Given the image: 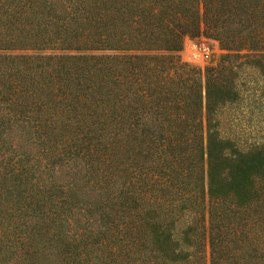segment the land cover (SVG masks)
Masks as SVG:
<instances>
[{"label": "trees", "instance_id": "16d2710c", "mask_svg": "<svg viewBox=\"0 0 264 264\" xmlns=\"http://www.w3.org/2000/svg\"><path fill=\"white\" fill-rule=\"evenodd\" d=\"M247 61L264 0H0V264H264V128L222 130Z\"/></svg>", "mask_w": 264, "mask_h": 264}, {"label": "rangeland", "instance_id": "374dc122", "mask_svg": "<svg viewBox=\"0 0 264 264\" xmlns=\"http://www.w3.org/2000/svg\"><path fill=\"white\" fill-rule=\"evenodd\" d=\"M246 51L240 48L237 52L242 54ZM225 53L211 38L200 34H183L176 55L181 61L202 68L219 63ZM246 63L237 69L238 77L235 82L236 86L240 84L239 104L224 109L225 116L231 120L225 118L222 125L223 132L233 137L235 146L240 149L256 143L260 130L264 128V75L261 67L255 68L249 61Z\"/></svg>", "mask_w": 264, "mask_h": 264}]
</instances>
